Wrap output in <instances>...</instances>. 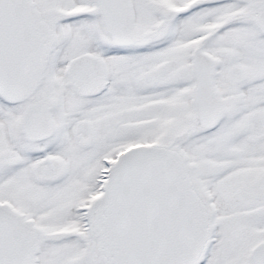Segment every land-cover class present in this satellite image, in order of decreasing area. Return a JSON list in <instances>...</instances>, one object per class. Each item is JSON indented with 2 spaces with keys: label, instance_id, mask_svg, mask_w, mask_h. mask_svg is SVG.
<instances>
[{
  "label": "rangeland",
  "instance_id": "obj_1",
  "mask_svg": "<svg viewBox=\"0 0 264 264\" xmlns=\"http://www.w3.org/2000/svg\"><path fill=\"white\" fill-rule=\"evenodd\" d=\"M130 4L133 32L142 35L145 30L147 33L140 37L141 40L149 39L147 36L152 31L157 33L164 24H167V32L154 39L158 41L154 44L136 42L124 48H91L103 59L106 71L119 85H113V91L101 92L94 97H79L78 101L70 102L71 105H80L52 107L58 125L55 134L65 144V147H57L55 152L80 153L85 167L94 169L101 164L100 154L110 158L122 147L136 142L172 148L184 145L193 151L204 152L197 161L190 150L191 158L200 164L202 158L213 162V170L205 178L212 182V188L219 196L223 193L228 196V203L215 200L212 215L216 221L210 224L211 236L205 246L208 255L203 264H250L248 247L264 237V139L248 143L243 136L264 130V85L257 91L255 82L250 79L254 73H248L247 79L240 84H230L221 79L222 73H227L228 64L241 58L236 39L229 37L231 32H228L230 28L237 27L236 16H230L225 42L220 45L229 54L219 58L221 64L216 61L219 102L224 111L215 127L204 129L197 124L192 106L194 81L188 64L187 14L173 16V12L168 10L173 0H130ZM145 7L146 11L143 10ZM229 15L227 10L226 17ZM77 48L80 47L55 45L48 64L50 69L42 84L45 85L44 92L61 85L63 58ZM243 60V65L251 63L249 59ZM120 82H125V86ZM247 85L250 86L247 88ZM65 96L67 100L72 97L68 91ZM53 101L57 102V99ZM17 108L0 107V198L6 197L17 209L36 211L34 216L40 246L38 264H84L81 254L86 249L81 243L86 241L89 244L92 236L83 233L77 219L66 218L65 211L53 222L46 220L48 208H42L47 204L45 200L57 197L64 204L69 194L64 189L54 191L41 174L44 163L24 152L29 142L22 141L16 132ZM77 119L92 125V135L86 144L79 139L84 137V133L77 135L78 126L75 131L72 129ZM223 144L230 148L225 155L223 150L217 149H223ZM12 147L20 153V156L17 154L20 164H29L20 172H11V165L2 160L3 152ZM25 158L28 159L26 162ZM237 198L263 200L241 204ZM97 208L100 209V203ZM54 209L55 213L52 208L50 211L57 214L59 210Z\"/></svg>",
  "mask_w": 264,
  "mask_h": 264
},
{
  "label": "water",
  "instance_id": "obj_2",
  "mask_svg": "<svg viewBox=\"0 0 264 264\" xmlns=\"http://www.w3.org/2000/svg\"><path fill=\"white\" fill-rule=\"evenodd\" d=\"M113 40L133 41L129 0H98ZM261 27L264 17L260 16ZM51 42L47 23L30 0H0V97L23 99L41 76ZM67 76L79 94H92L105 84L98 56L83 52L67 61ZM194 117L201 126L213 125L219 115L210 83L211 58L193 50ZM22 110L21 126L28 137L48 134L47 107ZM41 110V113L38 111ZM102 223L107 234L100 241L109 264H193L208 234L207 214L191 187L179 153L162 144L136 143L119 151L106 170ZM36 232L7 202H0V264H33ZM249 255L264 264V238L253 243Z\"/></svg>",
  "mask_w": 264,
  "mask_h": 264
},
{
  "label": "flooded vegetation",
  "instance_id": "obj_3",
  "mask_svg": "<svg viewBox=\"0 0 264 264\" xmlns=\"http://www.w3.org/2000/svg\"><path fill=\"white\" fill-rule=\"evenodd\" d=\"M30 1L37 9L39 16L47 23L50 29V46L43 62L40 79L28 97L16 101H5L0 97V107H18L16 132L20 134L19 137L21 136L22 141L29 142L26 149H24V152L27 156H34L38 158L39 161L44 163V167L41 169V174L44 180L52 185L51 187L54 191L64 189V191L69 194V198L66 200L67 203L64 204H62L57 197L55 199L47 198L45 200L47 204L42 208H48L47 215L45 216L46 220L48 222H53L55 219L61 218L64 211L67 214L66 218L77 219L82 227L83 233L88 236H92L89 244H87L86 241H82L81 243L83 248L86 249V252L81 254V257L85 262L84 264H109L104 258L100 243L101 239L107 234V227L102 223V205L105 202L106 169L114 160L120 149L113 156H110V158H108L105 154H100L99 160L101 164L95 169L94 167H85V160L83 157L81 158L80 153L77 154L76 152L70 151L56 153L55 149L57 147H65V144L64 141L60 139L59 135L55 134L58 130V125L55 119V111L52 107H72L80 105H71L70 102L78 101L79 97H94L99 95L101 92H107L109 90L113 91L112 86L118 82L111 79L112 74L106 71L103 59L91 48L103 46L124 48L125 46L127 47L129 44L136 42H141L143 43L142 45L148 43H158V41H155L154 39L162 37L167 32V24L162 25V27L158 29L157 33L152 31L150 35L147 36L149 39H140L141 36L145 37V35H147L144 30L142 35L136 34L137 39L129 42L118 43L113 40L107 27L105 26L98 0H82L80 5H78L80 0ZM143 10L146 11V7ZM168 10L173 12V16H182L185 14L188 16L186 22L188 31L187 38L189 41L188 64L194 81L191 87V95H193V89L195 86V78L192 69L193 50L205 52L211 58L210 83L217 97L218 107L220 108L219 115L216 122L207 127L201 126L198 121L196 119L195 120L197 124L204 129L215 127L220 121L219 118L224 111L222 108L224 106L219 102L220 97L218 88H220V85L217 83V75L219 72L217 70L218 65H216V61L218 60L220 62L219 58H225L229 54L228 51L220 45L225 42L226 25L228 24L231 15L236 16L238 24H236L237 27H232L228 30V32H231L229 37L236 39L239 46L238 54L241 58H237L238 61H232L228 64L226 68L227 73H222L221 79L224 78V82H228L230 84H240L247 79L248 73H254L255 76H252L250 79L251 82H255L257 91H260L264 85V27H261L260 24V16L264 17V0H173V4L168 6ZM227 10L230 12L229 17H226ZM57 44L61 47L80 48H77L78 50H73L74 52L72 51V53L63 58L62 73L64 78L59 81L61 85L58 87H50V91L47 93L46 91L44 92L45 85L42 84L47 71L50 69L48 64L51 58V52ZM83 52L95 54L100 58L103 64L105 84L102 85L97 92L92 94L77 93L68 81V59ZM243 59H249L251 63L247 66L243 65ZM53 66L54 64L51 69H53ZM120 84L123 87L125 86V82L124 84L120 82ZM118 85L119 84H116V86ZM260 85L262 86L259 87ZM249 86L250 85H247V88ZM66 91H68V94L72 96L68 100L65 96ZM50 92H55V94ZM55 98L57 99V102L53 101ZM29 102H38L36 104H32L30 107H47L51 122V129L48 134L44 135L38 131L36 136L28 137L22 130V110ZM19 103L22 104L18 105ZM38 112L41 113V110ZM77 126V135L81 136V133H84V137H79L81 143H88L92 135V125L87 121L77 119L75 123H73L72 129L75 131ZM243 137L246 142L255 143L264 139V130L254 132V134L246 133ZM204 147L205 146H203V149ZM210 147L213 149L212 146ZM123 148L124 147H122V149ZM173 148L180 154L185 170L188 174L191 187L202 201L207 214L208 235L203 248L194 262V264H203L208 255V249L205 246L211 236L210 224H213L214 221H216V219H213L212 215V211H215L216 207L217 201L215 200H222V203L225 204L228 203V196L224 193L219 196L218 192L212 188V182H210L207 177L205 178L206 174L213 170V166L211 165L213 162L208 161L206 158H202L200 164V162H196L194 158H191L190 150L196 157L197 161H200L199 158L205 154L204 152H198L197 150L193 151L191 148L184 145L174 146ZM217 149L219 151L223 150L222 152L225 155L226 150H229L230 148L223 144V149ZM17 154L20 156V153H17V149L15 147H12V149H9L8 151H4L2 154V160L11 165V172H20L23 168L29 165L28 163L20 164ZM7 155H9V157H7ZM25 159L26 162L28 159ZM81 170L83 173H81ZM102 199L103 201L101 202ZM236 200L241 204H246L250 200L261 201L263 199L250 198L248 200H240V198H237ZM0 201L9 203L17 213H19L23 218L28 219L33 225L36 231L37 243V250L35 252V260L33 264H38L40 246L38 242L39 232L36 227V217L34 216L36 211L17 209L13 202L6 197L0 198ZM99 203L100 209L97 208ZM51 208L54 210L53 213L56 212L54 208L59 211L57 214H53L50 211ZM263 238L264 237H261L253 243ZM253 243H251L250 246ZM250 246L247 249L248 254ZM249 259L251 261L250 264H255L250 255ZM78 261L80 262L79 256Z\"/></svg>",
  "mask_w": 264,
  "mask_h": 264
}]
</instances>
